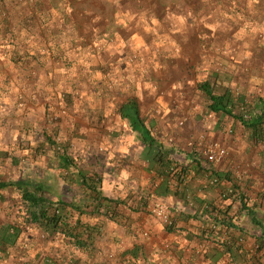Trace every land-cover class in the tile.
Masks as SVG:
<instances>
[{"label": "crops", "instance_id": "1", "mask_svg": "<svg viewBox=\"0 0 264 264\" xmlns=\"http://www.w3.org/2000/svg\"><path fill=\"white\" fill-rule=\"evenodd\" d=\"M193 1L170 0L169 5L190 8ZM199 2H227L232 8L219 12L220 19L234 25L228 34L218 32L210 40L206 35L202 50H191L208 54L203 65L213 66L195 84L207 120L201 105L191 103L193 85L187 80H173L163 94L147 89V102L154 101L149 105L141 94L144 82L132 83L131 95L115 98L117 88L132 81L112 74L113 62L121 70L128 62L119 58L126 48L114 49L106 34L98 37L95 14L82 18L85 30L74 24L81 15L56 12L62 4L55 0H0V164L8 160L20 169L0 181L39 184L52 203L71 210L80 248L92 254L84 264H264V134H254L226 112L212 111L199 88L208 80L216 94L228 97L234 114L255 116L264 108V0ZM184 23L191 25L188 19ZM180 48L169 45V60H188ZM130 100L142 126L133 127L121 115ZM72 113L80 119L73 138L81 156L76 159L55 139L62 115ZM53 114L59 121H48ZM181 117L188 118L184 126ZM143 127L149 131L147 144ZM206 141L225 148L221 161L207 165L198 159L197 144ZM157 146L162 153H156ZM170 165L183 168L181 182L164 174ZM151 199L171 207L173 226L165 227L147 211ZM7 228L14 235L15 228Z\"/></svg>", "mask_w": 264, "mask_h": 264}, {"label": "rangeland", "instance_id": "2", "mask_svg": "<svg viewBox=\"0 0 264 264\" xmlns=\"http://www.w3.org/2000/svg\"><path fill=\"white\" fill-rule=\"evenodd\" d=\"M45 1L48 2V0ZM55 1L56 5L59 2L62 4L58 9H55L56 12L70 10L71 14L81 15V19H74V24L79 25L82 29L84 27L85 30H87V27L86 23L81 21L83 20L82 18H85L86 15L95 14L98 37L104 38L103 36L106 34V39H111L112 43H114V49L126 48V52L123 53L126 58L123 54L119 58L123 57L122 59H127L128 62L121 63L123 70L113 62L112 74H115L118 79L127 78L132 81H128L127 84L130 85L127 88L120 90L118 87V92L114 95L115 98L131 95L136 90L132 83L135 84L137 81L139 83L144 82L143 87L140 85L141 94L143 95L144 103L149 105L154 101L147 102L151 96L147 89L154 93L159 91L163 94L164 90L171 89L174 84L173 80H187L193 85L192 91H188L191 103L201 105L203 120L204 118L206 120L209 119V112L207 110L203 111L205 101L199 97L201 93L196 92L195 84L197 80L206 79L211 73L209 68L213 66L206 68V64L203 65L206 57L209 56L208 54L194 53L199 49H203L201 43L207 37L206 35H208L210 40L212 38L210 36H216L218 32H221V34L226 32L228 34L230 29H233L234 25L231 21H227V18L220 19L219 12L232 8L226 4L227 2H223L220 5L215 3L201 5L199 4L201 0H194L195 4L189 8L187 5H169L170 0H164V2L163 0ZM65 1L68 2L69 9L65 6ZM161 2L163 3L161 4ZM191 8L192 16L189 13ZM187 13L190 14L188 17L186 16ZM180 17L183 21H176ZM224 17H227V15ZM185 19H188L191 25H185ZM205 24L208 25V28H206ZM62 27H64V23L61 24ZM197 35L199 37H196ZM85 38L88 37L82 35L81 39L85 40ZM172 42L176 45L180 44V49L188 53L186 62L175 63L169 60V45ZM192 48L195 50L194 53H191ZM181 56L183 57L184 55ZM217 71L219 70L217 69ZM102 75H105L104 71ZM170 80L172 82L168 84ZM154 81L155 83H153ZM214 87L216 90L221 89V86H215V83ZM176 98L180 100L179 96H176ZM66 102L64 100V103ZM68 103L71 105L72 101ZM17 104L19 103L17 102ZM23 104L21 105L24 106ZM149 109L148 112H151ZM65 111L61 109V114H65ZM153 114L155 115L156 113ZM61 118V132H57L55 139H57L61 147L67 148L71 158H79L81 156H79V150L76 149L75 145L73 146V144H76L73 143V138H77L76 125L80 123V119L79 117L76 118L73 113L70 116L62 115ZM59 119V115L53 114L48 118V121L55 123ZM187 120L188 118H183V126L185 122L187 123ZM138 127L140 126L138 125ZM2 161L3 163L0 164V180L12 179L11 175L18 173L20 169L15 166H9L8 160H5L8 164H4V160ZM68 200L70 202L71 200L73 201V199ZM46 206L48 214L58 208L63 215L66 214L69 223L76 218L71 213V210L61 209L60 205L55 201H53V204ZM27 208L18 189L13 187L0 189V264H84L92 255L86 254L85 251L87 249L80 248V245L77 242H73L69 237H65L58 231L55 232L48 229L46 224L33 221L31 216L28 215ZM8 226L15 228L14 235H10L12 234L9 231L10 228L3 230L4 227ZM80 232L82 233L83 229H80ZM92 250H94V246L89 252L91 253ZM82 251L85 253V257L79 255L83 256ZM32 260L35 262L33 263Z\"/></svg>", "mask_w": 264, "mask_h": 264}, {"label": "trees", "instance_id": "3", "mask_svg": "<svg viewBox=\"0 0 264 264\" xmlns=\"http://www.w3.org/2000/svg\"><path fill=\"white\" fill-rule=\"evenodd\" d=\"M200 90L203 91V93L209 98L210 104L209 108L214 112H226L231 116H234L238 120L242 122V124L248 128H250L254 134H264V132L261 130L264 126V108L259 110V113L257 115H250V114H234L231 110H228L227 108V101L228 97H226L225 94H216L210 85L208 80H204L199 84ZM133 108V110H132ZM131 109V111H130ZM133 113V115H132ZM138 111L136 110V104L134 100H130L127 104H125L121 108V115L122 117L128 118L131 121V124L134 125L136 123H139L140 126H142V123L140 122L138 116ZM145 135L143 142L146 143V140L149 136V131L144 128ZM152 139H148V146L153 147L155 144L151 142ZM147 144V143H146ZM161 147L157 146L156 153H162ZM62 158H67V156H64ZM172 165L167 167L166 172H164L165 175H169L170 173V167ZM183 169V168H182ZM184 171V170H183ZM163 175V174H162ZM16 187L21 192V198L23 202H25L26 206L28 207V215L31 216L33 221H37L40 224H46L48 229L60 232L65 237H69L73 242H77L80 246H83L82 242L80 241V237L78 235V229L74 228L68 221L66 214L63 215L62 212L59 211L58 208H56L51 214H48L46 209L48 204H53L52 201H50L47 197L44 196V190L43 188L36 183H31L30 181H25L24 179H19L17 181H0V188L5 187ZM66 205V204H61ZM86 231H88L87 228H85Z\"/></svg>", "mask_w": 264, "mask_h": 264}, {"label": "built area", "instance_id": "4", "mask_svg": "<svg viewBox=\"0 0 264 264\" xmlns=\"http://www.w3.org/2000/svg\"><path fill=\"white\" fill-rule=\"evenodd\" d=\"M200 140H202V137L200 138ZM60 150L62 151L61 148ZM195 152L198 159H200L201 161L203 160V162L207 165L221 161L226 154L225 148L217 141H206L205 143L198 142ZM169 171V175L175 177L177 183L181 182L184 175V171L181 166L172 165ZM213 182H219V179L215 177L213 179ZM147 211L151 215L159 219L165 227L174 225L172 209L169 205H166L165 203H162L158 200L151 199L147 205Z\"/></svg>", "mask_w": 264, "mask_h": 264}]
</instances>
